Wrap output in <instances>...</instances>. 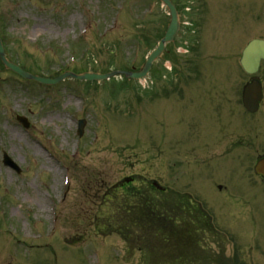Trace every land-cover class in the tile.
<instances>
[{
  "label": "rangeland",
  "instance_id": "374dc122",
  "mask_svg": "<svg viewBox=\"0 0 264 264\" xmlns=\"http://www.w3.org/2000/svg\"><path fill=\"white\" fill-rule=\"evenodd\" d=\"M175 1L183 26L171 46L177 53L172 71L162 58L143 80L67 78L44 85L0 67V264H176L171 247L122 226L126 201L132 199L126 195L150 198L168 211L174 206L185 211L193 204L212 208L221 224L237 230L223 228L230 238L225 259L231 250L233 255V246L239 264H252L242 250L245 239L237 242L243 227L245 234L251 232V218L244 216L250 208L238 209L221 198L217 185L224 180L202 189L194 169L184 173L191 166L185 151L192 150L181 140L172 141V135L177 126L178 132L189 129L192 138L201 137L187 125V112L207 120V110L195 105L216 96L219 102L229 95L225 100L238 104H233L235 115L223 118L224 130L252 126L240 106V86L249 77L239 59L247 43L264 38V0ZM168 23L158 0H0L7 55L35 74L55 76L61 67L138 70L150 52L152 44H147ZM142 37L146 41L139 48ZM176 69L179 90L158 97L162 79H172ZM18 114L29 119V128ZM81 118L86 125L79 136ZM251 151H237L242 163L228 154L221 165L232 169L239 163L234 175L250 180ZM4 153L20 173L3 164ZM177 159L187 161L185 166L173 167ZM118 186L117 193L110 191ZM259 238L263 243L262 228Z\"/></svg>",
  "mask_w": 264,
  "mask_h": 264
},
{
  "label": "flooded vegetation",
  "instance_id": "af4514ba",
  "mask_svg": "<svg viewBox=\"0 0 264 264\" xmlns=\"http://www.w3.org/2000/svg\"><path fill=\"white\" fill-rule=\"evenodd\" d=\"M253 79H258L262 83V92H263V97L259 103L258 110L254 113H251L253 116L252 120V126H250V130L243 132V130L240 131H233L225 135H221L220 130H215L214 132L212 131L213 129L211 128H206V127H201L202 129L198 128L197 131H200L199 133L202 134L201 141L196 140V145H203L204 147H209L211 144L215 145L216 147L221 145L222 143L226 144V149L229 150H234L238 147H241L243 144H247L250 146L251 150V157H252V163L255 165L261 158L264 157V61L261 64V67L256 74L255 77H251L249 81H252ZM248 81V82H249ZM242 89H243V84L240 86V93H241V102L240 106L242 108L243 103H242ZM172 90H175L173 87ZM229 95H226L224 99L219 100L217 103V96L215 100L210 99V97L207 99V102L209 104L214 105L213 112L216 114L217 118H220L222 115H224L226 112L229 113L230 115L236 114L234 109L231 107V102L226 101L225 99L229 100ZM214 97V96H211ZM223 100V101H222ZM206 100H202L201 103H198L196 105L197 108L199 109H206L208 108ZM233 104H237L234 102ZM226 105H228V109L226 108ZM238 105V104H237ZM242 112V110H240ZM247 112V111H245ZM190 113V111H189ZM195 128V127H193ZM196 131V132H197ZM263 136V138H261ZM247 138H249V141H245ZM225 149V150H226ZM228 152V151H227ZM202 157L198 156L201 158L202 163L206 162L208 159V156H206V151H202ZM206 156V157H205ZM236 160L239 161V163H242V158L239 156V154L236 155ZM238 163V164H239ZM237 164V166H239ZM179 166V160L177 159L176 162L174 163V166ZM180 169V168H177ZM192 170L193 168L190 166L188 169V166L183 168V171L185 173V170ZM206 174H209V167L206 165L204 167V170ZM200 177L196 180V184H201V188H205V175L201 176L200 172L197 174V177ZM238 176L240 175H234L233 173L225 174L224 182L225 184H219L217 186H221L222 188H219V191L217 192L218 194L225 196V197H242L244 195L250 194L252 198L254 199V202L256 203V211H255V219L257 223H260L261 226H264V208H261V211L258 209V205L260 204L261 206L264 204L263 199H264V176L256 174L255 172L251 176L250 182L242 181L241 179H238ZM178 178V177H177ZM202 178V179H201ZM250 188V189H249ZM249 190V192H248ZM179 192V190H177ZM206 221L204 224L206 225L207 228L210 229V216L205 213V217H203ZM202 224V223H200ZM180 229V228H179Z\"/></svg>",
  "mask_w": 264,
  "mask_h": 264
},
{
  "label": "water",
  "instance_id": "95a60500",
  "mask_svg": "<svg viewBox=\"0 0 264 264\" xmlns=\"http://www.w3.org/2000/svg\"><path fill=\"white\" fill-rule=\"evenodd\" d=\"M163 2L169 7L170 13H171V22H170L169 28L167 30V33H166L164 39L160 42L159 48L156 49L151 54V56L149 57V59L146 62V65L144 66L143 70L140 72H137V73H129V76H131V77L138 78V77H142V76L147 74L148 70L151 67L152 61L155 58H157L161 54V52L163 51L165 42L170 41L174 37L175 33L177 32V30L179 28L178 14H177L175 6L172 4V2L170 0H163ZM0 54H1L2 60L4 61V63L8 67L12 68L13 70L18 72L19 74H21L25 78L34 79V80H37V81H40L43 83H50V84L51 83H57L67 76L75 77L77 79L101 80V79L108 78V77L116 74V72H113V73H108V74L85 73L82 75H76L74 73L68 72V73H65L64 75H62L56 79H48V78H43V77L32 75V74L24 71L19 66L9 62L4 55V50H3L1 40H0ZM263 57H264V40L252 41L250 43V45L248 46V48L244 51L243 64L245 66V69L249 72L255 71L257 68V65L259 64L260 59ZM250 92L251 91H249L248 94L245 95V101L246 102H249L251 99ZM83 124L84 123L82 122L81 128L83 127ZM5 162H6V164L11 163L10 159L8 157H6Z\"/></svg>",
  "mask_w": 264,
  "mask_h": 264
},
{
  "label": "bare ground",
  "instance_id": "6f19581e",
  "mask_svg": "<svg viewBox=\"0 0 264 264\" xmlns=\"http://www.w3.org/2000/svg\"><path fill=\"white\" fill-rule=\"evenodd\" d=\"M254 102H255V101H254V99L252 98L251 101H250L251 106H254V105H255Z\"/></svg>",
  "mask_w": 264,
  "mask_h": 264
}]
</instances>
